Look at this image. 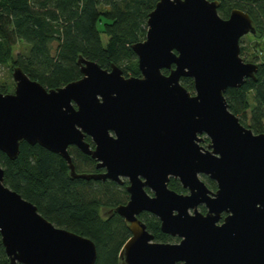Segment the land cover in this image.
<instances>
[{
    "label": "water",
    "instance_id": "95a60500",
    "mask_svg": "<svg viewBox=\"0 0 264 264\" xmlns=\"http://www.w3.org/2000/svg\"><path fill=\"white\" fill-rule=\"evenodd\" d=\"M218 6L157 0L144 40L131 45L138 77L79 56L76 81L46 89L13 66V93H0V152L9 160L21 143L37 144L64 159L72 179L128 182L129 200L113 209L131 234L119 264H264V134L244 127L224 97L228 88L256 79L258 65L242 60L239 45L256 29L238 9L221 18ZM182 78L192 80L193 93ZM69 147L103 172H76ZM170 179L187 193L169 189ZM141 212L179 241L156 242L138 219ZM0 239L9 264H95L97 258L90 239L55 227L5 186L1 167Z\"/></svg>",
    "mask_w": 264,
    "mask_h": 264
},
{
    "label": "trees",
    "instance_id": "16d2710c",
    "mask_svg": "<svg viewBox=\"0 0 264 264\" xmlns=\"http://www.w3.org/2000/svg\"><path fill=\"white\" fill-rule=\"evenodd\" d=\"M218 1V15L227 19L238 9L253 20L255 37H264V0ZM157 0H0V66H17L46 89H57L81 78L77 58L96 62L103 69L119 67L125 77L140 76L131 45L144 40L146 20ZM101 26V29H98ZM107 37L102 46L100 35ZM253 45L260 48L259 42ZM261 49V48H260ZM258 57H255V60ZM260 59V58H259ZM167 74L166 70H163ZM181 85L193 92L190 78ZM11 86L0 83V93ZM224 97L229 110L254 134H264V56L255 80L228 88ZM86 142L92 143L89 137ZM208 139H205V144ZM78 173H97L96 162L74 147L68 149ZM4 185L36 206L38 213L55 227L90 239L96 247L95 264H119V251L130 237L123 219L114 212L127 199L126 182L72 179L66 162L39 145L19 146L11 161L0 152ZM208 189L216 185L201 176ZM169 189L184 192L173 179ZM113 211L104 216L102 209ZM156 242L177 241L161 233L159 220L147 213L139 216ZM0 264H9L0 239Z\"/></svg>",
    "mask_w": 264,
    "mask_h": 264
},
{
    "label": "rangeland",
    "instance_id": "374dc122",
    "mask_svg": "<svg viewBox=\"0 0 264 264\" xmlns=\"http://www.w3.org/2000/svg\"><path fill=\"white\" fill-rule=\"evenodd\" d=\"M98 29H101V26H98ZM100 31H102V29ZM100 38H101L102 46L105 47L107 43V37L103 33H101ZM258 42H259L258 46L261 49L260 48L257 49L256 47L253 46V45H257L256 43ZM239 45H240V57L242 58L244 62L254 63L256 65H258L261 62V58H263L264 56V37L257 38L254 35L247 34L240 39ZM255 57H258V58L255 60ZM2 82H7L8 84H10L11 86L10 93H13L14 82L11 77V71L7 70L5 67L0 66V83ZM201 145L204 146L205 142L202 143ZM125 201L126 200L124 199L123 202ZM101 212L103 213V211ZM173 242L177 243V241H173Z\"/></svg>",
    "mask_w": 264,
    "mask_h": 264
},
{
    "label": "flooded vegetation",
    "instance_id": "af4514ba",
    "mask_svg": "<svg viewBox=\"0 0 264 264\" xmlns=\"http://www.w3.org/2000/svg\"><path fill=\"white\" fill-rule=\"evenodd\" d=\"M86 138V137H85ZM86 141V140H85ZM90 146H91V144H90ZM70 148V147H69ZM75 148V147H74ZM91 148H93V144H92V147ZM78 150V149H77ZM101 172H103V170L101 171ZM207 178V177H206ZM126 182V185H125V189H126V186L128 185V182L126 181V180H123V183L121 184V185H123L124 183ZM178 182V181H177ZM206 184V183H205ZM119 185V184H118ZM184 190V189H183ZM212 191H215V190H212ZM127 192V191H126ZM146 192L150 195V196H152V193L151 192H149L148 190H146ZM187 193V191L186 190H184V192H181V194H186ZM129 200V196H128V193H127V199H126V201L124 202V204H126L127 203V201ZM197 210L200 212V213H202V214H205V212H206V208H205V206H198L197 207ZM101 211H103V215H105V216H111L112 214H113V211L112 210H110V209H102ZM143 213H147V212H141L137 217H138V219H139V216L141 215V214H143ZM147 214H149V213H147ZM227 216V214H222L221 215V218L223 219V218H225ZM222 221H220L218 224H220ZM131 235V234H130ZM172 238V237H171ZM174 239H176L177 240V242L179 241L178 240V238H176V237H174ZM174 243V242H173Z\"/></svg>",
    "mask_w": 264,
    "mask_h": 264
}]
</instances>
